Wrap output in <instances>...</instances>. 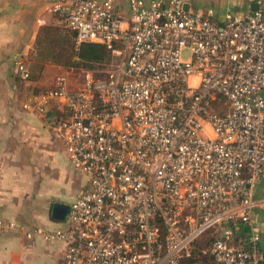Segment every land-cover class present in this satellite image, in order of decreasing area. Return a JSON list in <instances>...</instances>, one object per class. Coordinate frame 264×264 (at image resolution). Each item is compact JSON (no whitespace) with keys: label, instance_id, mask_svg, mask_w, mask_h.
<instances>
[{"label":"built area","instance_id":"1","mask_svg":"<svg viewBox=\"0 0 264 264\" xmlns=\"http://www.w3.org/2000/svg\"><path fill=\"white\" fill-rule=\"evenodd\" d=\"M116 1L38 0L76 47L103 45L111 60L78 85L57 75L36 107H64L55 129L88 186L64 226L26 236L62 241L64 264H179L215 229L203 254L262 264L253 209L264 198L253 193L264 177V0L221 23L188 0ZM14 227L0 219V231Z\"/></svg>","mask_w":264,"mask_h":264},{"label":"crops","instance_id":"2","mask_svg":"<svg viewBox=\"0 0 264 264\" xmlns=\"http://www.w3.org/2000/svg\"><path fill=\"white\" fill-rule=\"evenodd\" d=\"M188 2L194 10L211 9L218 23L227 10L248 8L246 0H209L212 5L206 8ZM49 19L38 0H0V219L16 224L0 231V264H64L62 241L44 240L38 234L28 238L25 231L64 226L70 203L88 186L87 177L71 167L55 129L65 115L62 104L49 100L44 114L36 109L54 86L56 65L41 62L35 49ZM253 197L264 198V177ZM253 217L264 264V200L254 207Z\"/></svg>","mask_w":264,"mask_h":264},{"label":"trees","instance_id":"3","mask_svg":"<svg viewBox=\"0 0 264 264\" xmlns=\"http://www.w3.org/2000/svg\"><path fill=\"white\" fill-rule=\"evenodd\" d=\"M61 25L65 29L59 30L50 26L40 29L35 49L36 58L41 62L86 69H94L110 63L111 54L105 46L96 43H81L76 47L74 32L69 30L64 23ZM39 66L42 67V64ZM201 237L194 241L190 255L182 258L179 264H195L197 262L218 264L210 255L202 253L205 248L209 247L214 237L206 241L199 240Z\"/></svg>","mask_w":264,"mask_h":264},{"label":"rangeland","instance_id":"4","mask_svg":"<svg viewBox=\"0 0 264 264\" xmlns=\"http://www.w3.org/2000/svg\"><path fill=\"white\" fill-rule=\"evenodd\" d=\"M208 1L209 0H193L192 6L193 7L206 8L208 6V4L212 5V3H209ZM116 3L119 4L120 6L124 7V9L126 8L125 0H117ZM49 23H50L49 25L44 24L42 27L50 26L52 28H58L59 30L65 29L61 25V23H63V22H61L56 16L51 15V20ZM54 65H56V64H54ZM56 66H54L56 69L52 73V74H54L55 78L57 75L66 74L73 85H78L79 83H81L83 81V76H84L85 72H87V71H91V73L94 75V77H102L105 74V71L110 68V63L108 65L96 67L94 69L74 68L71 66H67V67L61 66L60 67V65H59V68H57ZM54 82H55V79H54ZM48 88H50V87H48ZM218 233H219L218 230H215V229L210 230V231L206 232V234L203 235L199 240H205L206 241L207 239H210L211 237H215Z\"/></svg>","mask_w":264,"mask_h":264},{"label":"water","instance_id":"5","mask_svg":"<svg viewBox=\"0 0 264 264\" xmlns=\"http://www.w3.org/2000/svg\"><path fill=\"white\" fill-rule=\"evenodd\" d=\"M188 6H189V4H186V5H185V8H187ZM251 8L255 10V9H257V5H256V4H253V5L251 6ZM59 212H60V211L57 209V213H56V214H58ZM58 216L61 217V216H62L61 213L58 214Z\"/></svg>","mask_w":264,"mask_h":264}]
</instances>
